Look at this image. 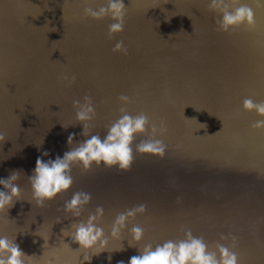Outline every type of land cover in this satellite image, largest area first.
Wrapping results in <instances>:
<instances>
[{"label": "water", "instance_id": "95a60500", "mask_svg": "<svg viewBox=\"0 0 264 264\" xmlns=\"http://www.w3.org/2000/svg\"><path fill=\"white\" fill-rule=\"evenodd\" d=\"M106 3L0 0V179L20 170L23 189L7 214L0 212V236L15 237L31 257L27 264H89L61 230L102 206L99 226L108 237L117 214L144 203L146 211L90 264H128L138 247L182 239L186 228L210 247L235 237L238 264H264V131L251 128L260 119L254 112L242 111L245 98L264 100V8L253 5L251 30L224 33L215 23L220 17L208 11L210 0H123L124 31L109 39L110 17L83 16L84 7ZM119 41L126 55L113 52ZM85 95L96 110L90 135L104 137L120 115L118 97L127 95L129 113L144 112L158 127L163 121L166 131L156 138L165 154L134 153L124 172L74 165L72 187L37 206L28 177L44 152L47 161L70 150V134L72 147L85 139L72 107ZM76 191L92 196L80 217L63 210ZM136 224L144 238L129 247Z\"/></svg>", "mask_w": 264, "mask_h": 264}, {"label": "clouds", "instance_id": "9594fccd", "mask_svg": "<svg viewBox=\"0 0 264 264\" xmlns=\"http://www.w3.org/2000/svg\"><path fill=\"white\" fill-rule=\"evenodd\" d=\"M253 5L256 8H264V0H250V2L210 0L208 11L220 17L215 21L218 30L230 33L238 29L251 30L255 27ZM126 15L127 8L123 0H107L106 6L98 9L86 6L83 9V16L92 21L98 22L105 17H110L112 23L108 27L109 39L124 31ZM127 51L123 41L117 42L113 48V52L125 55ZM62 79L70 84L75 82V76L69 78L63 75ZM118 99L121 103L120 115L107 127L103 138L99 134L90 135L88 132L90 122L96 117L92 98L85 95L83 102L73 100L72 107L76 110L75 123L83 126L81 135L85 139L72 147L75 134H70L67 138V144L71 146L70 150L66 151L62 157L57 156L55 159L45 161L43 157L49 154L44 152L36 159L34 171L28 177V184L37 206L42 207L46 202L53 201L58 195L66 193L72 187L71 172L74 165H79L84 171L90 170L95 165L124 172L131 168L134 153L163 158L166 144L162 139L156 138L158 133L163 134L166 131L163 121L158 127L144 112L133 115L127 110V105L131 102L130 97L121 95ZM242 111L254 112L260 119L254 122L251 128L264 131V100L256 101L249 96L242 101ZM201 125L202 128H206V125ZM145 136L146 138L140 139L133 148L136 138ZM0 141H5V134L2 132H0ZM21 175L20 170H13L8 178L0 179V186L3 189L0 190V212L7 214V211L19 200L23 190L18 183ZM91 199V193L76 191L71 199L64 203L63 210L73 217H80ZM177 200L179 201L180 197H177ZM146 209L147 205L140 203L117 214L108 237H105L104 229L99 226L104 215L102 206H97L95 212L89 214L86 221L79 220V222L72 223L69 229L61 231L64 236L70 237L73 243L79 245L78 251L85 254L83 261L90 264L92 256L106 251L110 237L119 238L126 224L137 214H143ZM182 231V239H169L155 246L152 243H146L138 247V254L132 256L128 264H238L239 256L235 251V237H232L231 244L217 242L210 247L203 236H194L190 228ZM129 235L131 237L129 247H137L144 238V228L139 224L133 225ZM227 239L228 237L223 235L220 237L221 241ZM119 250L122 251L123 248ZM30 258L15 243V237L0 236V264H27ZM108 259L110 261L111 257L109 256ZM118 264H124V262L120 261Z\"/></svg>", "mask_w": 264, "mask_h": 264}]
</instances>
